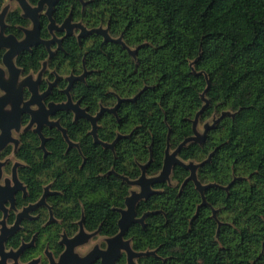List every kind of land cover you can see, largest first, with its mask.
<instances>
[{
    "label": "trees",
    "instance_id": "trees-1",
    "mask_svg": "<svg viewBox=\"0 0 264 264\" xmlns=\"http://www.w3.org/2000/svg\"><path fill=\"white\" fill-rule=\"evenodd\" d=\"M69 14L112 39L96 32L80 41L64 37L45 71L51 79L52 69L61 75L48 100L66 101V76L85 71L72 98L92 115L107 109L98 120L99 141L91 122L72 110L55 116L67 138L44 127L47 156L37 133L22 135L31 199L50 183L47 201L68 233L82 220L87 231L113 237L132 193L129 181L143 167L157 177L167 150L176 152L183 163L171 162L172 183L152 184L153 193L135 207L144 222L124 234L143 253L136 264H264V0H60L56 22ZM7 23L6 33L21 38L18 25L30 20L17 8ZM48 23L42 14L43 38L50 37ZM48 54L40 44L17 63L37 72ZM212 117L197 139L196 119ZM191 161L203 193L185 166ZM116 264H127L125 253Z\"/></svg>",
    "mask_w": 264,
    "mask_h": 264
},
{
    "label": "flooded vegetation",
    "instance_id": "flooded-vegetation-1",
    "mask_svg": "<svg viewBox=\"0 0 264 264\" xmlns=\"http://www.w3.org/2000/svg\"><path fill=\"white\" fill-rule=\"evenodd\" d=\"M13 1H16L18 6L11 8V6H8L7 3L5 4L4 0L3 7L0 10V14L6 11L4 15V22L6 24L4 28V36L8 37L9 35H13L19 42H22L28 37L27 31H31L32 34H34L35 23L30 17H26V12L21 7L19 1ZM26 1L32 8H36L38 7L40 0L37 2V4H32L29 2V0ZM59 1L60 0H58L57 3ZM17 8H21L22 16L30 20L28 26L18 25V27L23 32V36L21 38H18L14 34L6 33V27L8 25L7 15L10 11ZM48 8L49 5L47 2H45L43 9L38 12V19L40 22V41L34 45H31L29 48L18 51L12 57V62L18 70V75L15 76L14 72L4 61L5 54L8 52V50H10L11 46L0 47V50H4L0 60V264H63V256L68 250L69 241L79 236L81 233V227L84 228L83 222L80 220L77 222L79 225L78 230L70 234L68 233L67 228L62 225V219L60 220L55 217L52 211V206L47 201L48 195L54 193V191H52L50 188V183L44 186V190L40 198L37 200L31 199L29 186L24 178L25 168L28 166V162L22 159L19 155V149L22 144V135L28 130L37 133V122L38 120L42 119L41 115L37 116L36 114H34V119L33 113L31 111L34 113L40 112L42 109V104L44 105L45 109L48 110L50 108L49 104L52 102L56 104L66 103L69 99V96H71L70 91L74 81L77 79L83 80L86 73L84 71L80 75L71 74L66 76L68 84L63 89L64 93L67 95L66 101L56 102L48 100L53 89L58 86L61 78V75L54 69H52V72L55 73L53 79L45 76V71L48 69V60L57 53L58 49L63 48L62 42L64 37L75 36L80 41L84 36L89 35H84L83 29L80 27H86L84 23L82 21H74L71 14H69L62 23H57L53 17L54 8L52 17L55 20L56 28L51 29V20L47 12ZM42 14H45L49 19L47 26L50 33L49 38H43L41 34L43 28L41 24ZM68 17H71L69 22V25L71 26L70 31L68 26L65 25ZM33 40H35V37H32V41ZM46 41L51 42L49 46L44 43ZM40 44L46 46L49 52L48 59L42 63V68L39 71L25 73L24 69L17 63L18 56L21 52L31 51L34 47ZM72 76L77 77V79L70 83V77ZM37 81L38 94L42 96L44 95V97L40 98L39 102L34 101L35 103L30 104L26 108L25 103L30 101L33 96L31 83ZM43 82H46V88L44 90L41 89ZM72 100L74 103L80 102L82 107L81 100L75 101L73 98ZM16 107L26 108L25 111L20 113L19 118L14 115ZM59 111L69 110L61 109L56 111L54 114L50 113L48 115V122L58 121L60 123V120L55 118ZM46 126L52 127L47 122L43 123L42 133L44 127ZM39 137L41 139L42 148V138L40 135ZM45 139L47 138L45 137ZM42 149L45 152V156H47L48 152L46 150V146ZM46 192L47 195L45 196L44 203L39 204ZM56 222H58L61 227H56L54 225ZM42 229H44V231H41ZM85 232L91 236L74 246L73 255L79 256L80 258H85L90 255L97 247H94L84 255H81L78 252V248L88 243L96 236L106 239V242H102L98 248L100 250H106L108 248V240L111 237L102 236L97 231L90 232L85 229ZM123 253L126 254L127 264H130L128 260V253L123 249L121 250L117 260ZM136 258H134V261H136ZM102 260L103 258L99 257L90 261L89 264H94L97 261H100L101 264H103Z\"/></svg>",
    "mask_w": 264,
    "mask_h": 264
},
{
    "label": "water",
    "instance_id": "water-1",
    "mask_svg": "<svg viewBox=\"0 0 264 264\" xmlns=\"http://www.w3.org/2000/svg\"><path fill=\"white\" fill-rule=\"evenodd\" d=\"M21 7L25 10L26 12V17H30L34 23H35V32L34 34H32L31 31H27V39L19 42L17 40V38L13 35H9L8 37L4 36V28L6 26L5 22H4V15L5 12L0 14V25H1V32H0V47H10V50H8V52L5 54L4 57V61L5 63L9 66V68L14 72L15 76L18 75V70L15 67V65L12 62V57L13 55H15L18 51L25 49V48H29L31 45L36 44L37 42L40 41V22L38 19V12H40L43 9V5L45 2L48 3L49 8H48V16L51 20V24L50 27L51 29L56 28L55 25V20L52 17V12H53V8L56 5L58 0H40L39 1V5L36 8H32L28 2L26 0H18ZM71 17H68L65 25L68 26L69 31L71 30V26L69 25ZM80 26V25H79ZM83 29V34H90L93 32L96 33H100L103 36H105L106 39H112L110 37V35L108 34L107 30L103 29L102 27L99 28H93V29H87L86 27L80 26ZM32 37H35V40L32 41ZM29 39V40H28ZM31 39V41H30ZM47 46L50 45V41H46L44 42ZM77 79V77H70V83L73 82V80ZM38 81L37 82H32L31 83V89L33 91V96L31 98L30 101L25 103V107L27 108L30 104L35 103L34 101H38L40 98H43L44 95H39L38 94ZM42 104V103H40ZM19 105V103H18ZM49 109L46 110L44 105L42 104V109L40 112L34 113L33 111H31L33 113V118L35 119V115L37 116L41 115L42 119L38 120V124H37V128H36V132L41 136L42 138V148H45V137L42 133V127H43V123L47 122L50 124V126H56L58 127L64 134V136L67 138V133L66 130L60 125V123L58 121H54V122H48V115L54 114L56 113V111L58 110H72L75 113V117L77 118H87L92 126V134L94 135L95 139L97 141H99L98 136H97V129H98V120L99 117L101 116V114L103 113V111L107 108H102L101 111L97 114V115H92L90 114L88 111H86V109L82 108L80 105V102L78 103H74L71 96H69V99L66 103H62V104H56V103H50L49 104ZM26 108H17L15 109L14 115L19 118L20 113L25 111ZM110 111L115 112V108L110 109ZM33 119V121H34ZM32 121V122H33ZM198 123V119H196L195 122V128L196 125ZM210 126H207L205 129V132L203 134V139L206 136L207 130L209 129ZM196 139V138H194ZM191 138H188L185 142L182 143V145H184L185 143H187L188 141H190ZM73 143H71L72 145ZM106 146L113 148V144H106ZM175 155L176 152L172 154V159H170L169 157V151L167 150L166 152V161H165V165H164V169L161 173V176H157V177H147L146 173H145V168L143 167V173L141 175V177L137 180L134 181H129L130 184L132 185H136L139 184L142 187L141 192L139 193H131L130 196H128L126 198V209L121 210V218L119 220V226H120V232L115 235L114 237H111L108 240V248L106 250H100L98 247L87 257L85 258H80L79 256L73 255V248L76 244H79L81 241L86 240L88 237H90L91 235L86 234L85 229L83 227H81V233L79 236H77L76 238L72 239L69 241L68 243V250L65 253V255L63 256V264H89L90 261L102 257L103 260V264H116V260L119 257L121 250H126L128 253V260L130 264H136L134 261V258L141 256L143 253L142 252H136L132 249L130 241L129 240H125L124 239V234L126 232V230L128 229L129 225H131L132 223H136V222H140L143 223L144 222V216L141 218L137 217V213H136V203L141 200V199H145L147 197H149L152 193H153V189H152V184L155 182H162V181H166V180H170V176L169 174V167L171 165V162H178V163H183L181 161H178L175 159ZM186 168L191 170V175H190V179L194 180V182L196 183L197 188L203 193V190L205 189V186H203L200 181L197 178V173H196V169L197 166L194 164H185ZM47 195V192L44 194L43 198L41 199V201L39 202V204H43L44 203V199L45 196ZM83 238V239H82ZM82 239V240H81Z\"/></svg>",
    "mask_w": 264,
    "mask_h": 264
},
{
    "label": "rangeland",
    "instance_id": "rangeland-1",
    "mask_svg": "<svg viewBox=\"0 0 264 264\" xmlns=\"http://www.w3.org/2000/svg\"><path fill=\"white\" fill-rule=\"evenodd\" d=\"M8 4V6H11V8H15L16 6H18V3L16 1H13V0H5V4ZM215 121V117H212L204 122L202 121H198L197 125H196V128H195V131H196V138L197 139H200L204 132H205V129L207 126L211 125L213 122ZM172 154L173 153H170L169 154V157L170 159H172ZM191 164L195 163V162H190ZM195 165V164H194ZM169 176H171V165L169 167ZM158 176H161V173L158 175ZM170 182L172 183V180H170ZM142 190V187L141 185L139 184H136V185H132L131 187V192L133 193H139L141 192ZM102 242H106V239L103 238V237H100V236H96L94 239H92L91 241H89L88 243L84 244L83 246L79 247L78 248V252L81 254V255H84L86 254L88 251L92 250L94 247H98L101 245Z\"/></svg>",
    "mask_w": 264,
    "mask_h": 264
}]
</instances>
